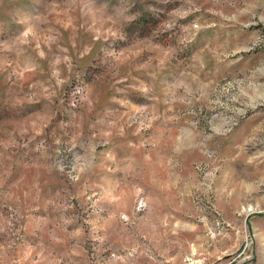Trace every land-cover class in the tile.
I'll return each mask as SVG.
<instances>
[{
    "label": "rangeland",
    "instance_id": "obj_1",
    "mask_svg": "<svg viewBox=\"0 0 264 264\" xmlns=\"http://www.w3.org/2000/svg\"><path fill=\"white\" fill-rule=\"evenodd\" d=\"M0 264H264V0H0Z\"/></svg>",
    "mask_w": 264,
    "mask_h": 264
}]
</instances>
